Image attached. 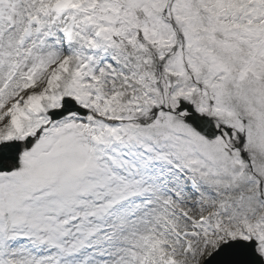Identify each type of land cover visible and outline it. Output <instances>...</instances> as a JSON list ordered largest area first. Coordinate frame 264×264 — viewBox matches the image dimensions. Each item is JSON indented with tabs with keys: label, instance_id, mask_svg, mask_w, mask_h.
<instances>
[{
	"label": "snow or ice",
	"instance_id": "6c2138e0",
	"mask_svg": "<svg viewBox=\"0 0 264 264\" xmlns=\"http://www.w3.org/2000/svg\"><path fill=\"white\" fill-rule=\"evenodd\" d=\"M0 264H264V0H0Z\"/></svg>",
	"mask_w": 264,
	"mask_h": 264
}]
</instances>
